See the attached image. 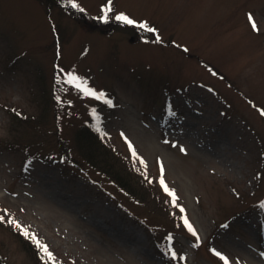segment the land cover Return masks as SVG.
I'll return each instance as SVG.
<instances>
[{
  "label": "rangeland",
  "instance_id": "1",
  "mask_svg": "<svg viewBox=\"0 0 264 264\" xmlns=\"http://www.w3.org/2000/svg\"><path fill=\"white\" fill-rule=\"evenodd\" d=\"M54 1L0 0V216L47 245L49 264H223L214 252L264 264V0ZM68 72L104 100L65 84ZM97 124L136 196L74 168V132ZM17 233L0 223V264H37Z\"/></svg>",
  "mask_w": 264,
  "mask_h": 264
},
{
  "label": "trees",
  "instance_id": "2",
  "mask_svg": "<svg viewBox=\"0 0 264 264\" xmlns=\"http://www.w3.org/2000/svg\"><path fill=\"white\" fill-rule=\"evenodd\" d=\"M45 1L47 2L46 5L49 8L50 5H57L54 0ZM72 8L76 10V8ZM125 29L131 30L132 34H136L137 32L136 27L134 26L125 25ZM13 116L14 117H11L13 123H16L17 120L15 121V119H18V121L22 124L25 123V118L21 115ZM73 142V148L75 149L77 159H72L71 162L75 169L80 170L81 172L84 171L85 173H87L88 169L95 170V172L101 174L102 176L109 177V181L113 182L118 188L124 190L130 196H136L135 194H138L141 187L138 186V183L134 180L135 178L133 176L136 174L130 170V166H125L130 162L126 163L123 158L119 159L116 157L111 150L112 148L108 146L95 127L80 126L74 132ZM68 151L69 148L67 150L65 148L62 150V156L66 159L69 158ZM81 163L85 165V168L81 165ZM136 187L138 189H136ZM17 236L23 244L25 251L30 254L37 264H49L47 259L41 257L33 243L23 238L19 233H17Z\"/></svg>",
  "mask_w": 264,
  "mask_h": 264
},
{
  "label": "snow or ice",
  "instance_id": "3",
  "mask_svg": "<svg viewBox=\"0 0 264 264\" xmlns=\"http://www.w3.org/2000/svg\"><path fill=\"white\" fill-rule=\"evenodd\" d=\"M109 3H111V0H109ZM72 7H76V5L72 4ZM81 11H82V9H81ZM111 11H112V9L110 7H104V8L101 9V12H102V16L100 18L101 22H107L108 13L111 12ZM115 19H116V21H118V22H120V23H122L124 25L134 26V27L146 32V33L152 34L155 37L154 41H152V42L161 43V38H160L157 30L155 28L151 27L149 24H147L145 22H139L138 23L137 21L129 18L125 14L116 15ZM248 22H249L253 32H258L259 31L258 25L255 22L254 17L252 15H250V14L248 16ZM145 42L147 43L148 41H145ZM185 51H187V49H185ZM213 74L215 75V73H213ZM62 75H63V80H64L65 84H68V85L74 87L77 91L81 92L84 96H88V97L94 98L96 100H104L105 94L103 92L97 93L96 91L90 89L88 87V85H87V81L82 80L74 72H68L66 74L62 73ZM59 79H60V77H57V80H59ZM105 103L108 106H112L111 100H105ZM15 114L17 116L20 115V113H18V112H16ZM259 114H260L261 117H264V110H259ZM170 115H175V113L174 112H170ZM96 130L98 132L101 131L98 124L96 125ZM121 135L123 137L124 134L122 133ZM125 143L128 144V148H129L130 154L135 159L139 160L141 167H145V162L137 156V153L134 150L132 144L130 142H128L126 138H125ZM180 151L184 152L185 150L183 149V147H181ZM26 167H28V164H26ZM160 176H161V178L159 179V184H160L161 190L165 193L166 196L169 197L170 202L172 203V206L176 207V199H177L176 195H175V193L172 190H170L168 188V186L165 183V180L163 178L164 169H163L162 166L160 167ZM148 182L152 183L151 180H149ZM179 211L181 213V220H182V223L184 225V228L193 237L196 238L197 243L193 244L192 246L194 248L198 247L199 246V237H198L196 231L193 229L191 224L188 222L187 218H185L183 216L184 209L180 208ZM4 212H5V216H9L10 215L7 212V210H4ZM5 216H0V223H7L8 225L12 226L15 230H18L19 234L21 236H23L25 239L30 240L34 244V246L37 248L38 253L41 255L42 258H46L47 261H49V262H51L53 260L52 253L49 251L47 245L42 244L37 239V237L34 234H32L28 229L24 228L21 224L16 222L14 219L8 218L7 220H5ZM168 239L171 240L172 237H169ZM168 252L171 255L172 259H177V254L174 251H172L171 248L168 249ZM214 255H217L219 257V259L223 262V264H228V260L223 255H221L220 253L214 252ZM179 260L184 261L185 257L184 256H179Z\"/></svg>",
  "mask_w": 264,
  "mask_h": 264
}]
</instances>
